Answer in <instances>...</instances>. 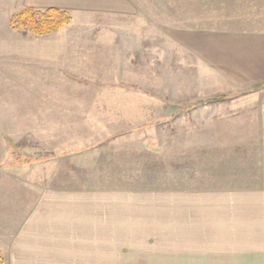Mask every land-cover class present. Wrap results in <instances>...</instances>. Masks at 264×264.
<instances>
[{
	"label": "rangeland",
	"instance_id": "1",
	"mask_svg": "<svg viewBox=\"0 0 264 264\" xmlns=\"http://www.w3.org/2000/svg\"><path fill=\"white\" fill-rule=\"evenodd\" d=\"M133 2L35 38L10 26L33 8L0 0V159L30 187L205 190L227 152L255 162L242 118L264 83L232 84L176 32L264 29V0Z\"/></svg>",
	"mask_w": 264,
	"mask_h": 264
},
{
	"label": "crops",
	"instance_id": "2",
	"mask_svg": "<svg viewBox=\"0 0 264 264\" xmlns=\"http://www.w3.org/2000/svg\"><path fill=\"white\" fill-rule=\"evenodd\" d=\"M133 1L25 3L35 10L116 17L135 11ZM176 33L232 84L264 83V29ZM250 96L258 102L243 116L248 125L241 131L254 138L255 162L227 152L224 171L214 176L213 170L209 189L105 190L42 186V179L30 187L26 171L11 172L7 157L0 159L5 264H264V90Z\"/></svg>",
	"mask_w": 264,
	"mask_h": 264
},
{
	"label": "trees",
	"instance_id": "3",
	"mask_svg": "<svg viewBox=\"0 0 264 264\" xmlns=\"http://www.w3.org/2000/svg\"><path fill=\"white\" fill-rule=\"evenodd\" d=\"M72 20L70 13L59 9L51 8L44 11L25 9L13 14L10 26L24 36L33 35L38 38L58 33L71 25ZM0 264H3L1 256Z\"/></svg>",
	"mask_w": 264,
	"mask_h": 264
}]
</instances>
